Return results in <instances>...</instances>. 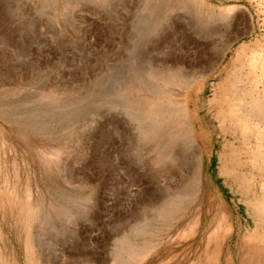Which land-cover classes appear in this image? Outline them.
Segmentation results:
<instances>
[{"label":"rangeland","instance_id":"374dc122","mask_svg":"<svg viewBox=\"0 0 264 264\" xmlns=\"http://www.w3.org/2000/svg\"><path fill=\"white\" fill-rule=\"evenodd\" d=\"M165 1L0 0V254L11 264H28V239L40 264H132L127 250L147 245L139 264H208L216 251L238 262L250 246L252 264H264V221L251 205L264 201V132L241 117L235 140L217 118L222 106L230 113L235 76L246 98L264 92V0ZM159 67L198 79L193 114L214 132L204 191L176 224L153 209L194 185L171 163L159 168L143 136L156 123L137 108L136 88L149 76L153 87ZM218 208L232 238L215 237Z\"/></svg>","mask_w":264,"mask_h":264},{"label":"bare ground","instance_id":"6f19581e","mask_svg":"<svg viewBox=\"0 0 264 264\" xmlns=\"http://www.w3.org/2000/svg\"><path fill=\"white\" fill-rule=\"evenodd\" d=\"M170 1H172V0H166L164 2V4L168 3V5H169ZM189 1L193 2L194 0H189ZM189 1L187 3H189ZM202 1H200V3H202V4L199 3L201 7H202L203 3L205 2V1H203V2ZM174 2H175V0H174ZM196 2H197V0H196ZM197 5H198V3H197ZM182 6H184V5H182ZM189 6L190 5H188V7H186V8L189 9ZM192 6L195 7L194 4ZM175 7L176 6L173 5L172 9H175ZM168 8L170 9L169 6H168ZM179 8H181V6H179ZM222 9H221V11H222ZM225 10H226V7L223 10V12ZM227 10H228V8H227ZM188 11H192V9L188 10ZM205 21H206V19H205ZM203 28H202V30H203ZM205 29H207V27ZM222 45H221V47H222ZM225 46L226 47H224V45H223V47L221 49L222 55L220 54L221 56H219V58H222L224 56L223 54L226 53V50L228 48V44H226ZM159 63H160V61H159ZM161 67H159L160 70H158V71L156 70V72L155 71L152 72V78H153L152 83H154L153 87H151V85H152V84H150L151 81L148 80L150 78L149 75H148L149 76L148 78L142 77L146 81L143 80V82L139 83V85H138L139 87H137L138 89L136 88V90H138V93L142 96L140 103L137 105L138 106L137 108L142 110L143 117L145 120L155 121V123H156V126H154L155 128L153 127L154 129H152L150 127V125H149L150 128H147V129L145 128V130L143 131V136L145 137V139H147L150 143H152L154 145L155 148L154 147L153 148H154L155 153H156L155 160H156L159 168L160 169L165 168L169 163H171L173 165L174 170L177 173H179V175H181L182 178H185V181H187L189 183L191 182V185H192V183L194 185V186H192V188L190 185L188 186L191 189H189L190 191H188L187 194H185V198L183 197L184 192H181L179 189H177L175 192V196L173 197V199L170 202H168L166 200L165 202L162 203L160 208L156 207L155 209H153V214H155L154 218L163 219V220L172 219L171 221L174 220V222L176 224V222L179 223L180 220L183 219L186 215V213L184 212L185 204L187 205V209H189L188 211H190L192 209V207H195V204H196L195 201L197 200V198L199 196H201V193H203V191H204L205 186H204L203 172L205 169V157L207 155L206 144L208 143L209 140H212L214 132H209L207 130V128H211V124H210V122H208V118L202 117L201 119H199V121L201 123L199 125L197 122L198 120L196 118V115L193 114V105L194 104H195V110H197V114H199V112H200L197 109L199 105H198L196 99L195 100L193 99V93L195 92L197 86L199 85L197 82L198 79H196L194 76H191L190 73L187 74L186 72H183L184 70L174 71L175 69L169 70V68L166 67L168 69L167 70V69L161 68ZM236 78L238 79L239 77L235 76V80H236ZM235 80L232 83V88L229 90V93H231L230 97L233 96L232 98H230V97L228 98L230 101V103L228 105V110L230 111V113H227V112H226L227 114L225 113L228 116L231 114V118L227 117L224 114L223 106L219 110L217 118H219L220 121H223V123L227 120H230L229 121V123H230L229 128H231L233 138L236 140V138L238 136L237 130L239 128V124L236 121H240L241 117L247 118V119H250V118L254 119L260 125L261 131L264 132V92L261 94L254 95L253 97L251 95L252 98L248 99V97L246 98V96L248 94L250 95V91H247L244 94H242L241 90L238 89V85H237L240 80L239 81H237V80L235 81ZM139 100H140V98H139ZM197 100H199V99H197ZM150 119H152V120H150ZM222 129H223V133H222V135H223V134H225L226 130L224 129L223 126H222ZM242 133H243L245 139H247L249 132H248V127L246 125H245L244 129H242ZM223 136H225V135H223ZM260 137L264 138L263 136H260ZM229 145L232 146L233 149H235V142H230ZM259 145L263 147L264 143H259ZM168 148H171L174 152L173 153L174 156L172 154L173 159H171V161H169V159H168V157H169V153L167 151ZM60 149H58L59 152H60ZM58 150L56 152H58ZM58 153H57V155H58ZM230 156H231V154H230ZM232 157L233 158L230 157V159H229V164L233 169L235 167L234 163L235 162L238 163V162H237L236 158L234 157V154H232ZM220 161L222 162L221 171L225 172L226 165H225L224 157L221 156ZM251 164H252V162H251ZM182 167H184L186 170L185 173L183 172V175H182V170H184V169L180 170ZM227 173H229V172L227 171ZM235 178H237L235 181L239 180L238 176H235ZM189 183H187V184H189ZM248 183H247V185H248ZM254 187H255V185H254ZM2 194H4V193H2ZM207 198H209V197H207ZM27 199H29V198H27ZM21 200H20V202H21ZM253 200L255 201V199H253ZM206 203L209 206L208 201ZM251 205L254 207L255 213L260 217V219H258L256 217V224H257V226H259L260 222L264 221V201H256L255 203H253ZM27 206H28V203H27ZM25 207H26V205H25ZM27 209H28V211L27 210L26 211L28 213H29V211L32 212L33 205H30L29 208H27ZM223 210H224L223 208H222V210L218 208L217 215L221 214L220 215L221 218L219 220L220 223L217 224L218 227L216 229H214L216 235L213 234L214 230L212 233V235H215V237L217 239L220 236H222L221 232H224L223 233V234H225L224 236H230L231 237L233 235V233H231L232 231L230 230L229 225L227 224L228 221L226 222V219H225L226 213ZM21 211H23V210H21ZM250 211H251V209H250ZM4 213H5L4 215L7 216L6 211ZM37 213H38V211L36 209V212L33 215H31L32 219L35 218V215H37ZM191 215H193V213ZM201 217H202V215H201ZM192 218L193 219H191L190 220L191 222L188 224L187 230L190 232L192 231L193 232L192 234H195L194 233L195 231H193V230L196 229V232H198L197 230H198V228H200L199 227L200 226V217L195 215V217H192ZM213 220H215V216H214ZM4 222H5V220H4ZM190 232H188V233H190ZM219 239H221V238H219ZM219 239L217 241H219ZM227 239H228V237H227ZM26 245H27L26 248L28 250L27 263L28 264H40L34 255V247L31 243V240L28 239L26 241ZM133 246H136V245H133ZM240 246H242V245H240ZM131 248L127 251L129 252L128 254H130V257L132 256V258H131V259H133L132 264H139L146 257H148V255L150 254L151 249H152L150 246L148 247V245L144 246L143 248L142 247H139V248L135 247L136 249H134V248L131 249ZM213 248H216V247H213ZM242 249L243 250L241 251V256H239L238 262L233 257H226L224 259V261L221 262L219 254L216 255L217 254V251H216V254L214 256L211 254L212 258H209L208 264H252L253 260L249 259V255L252 252L251 249H253L252 246L247 247V248L243 247ZM221 252H222V250L219 253H221ZM238 255H240V253ZM209 257H211V256L209 255ZM0 258L2 259V263L0 262L1 264H11L9 259H7L6 257H5L6 258L5 259L3 256H1V254H0Z\"/></svg>","mask_w":264,"mask_h":264}]
</instances>
